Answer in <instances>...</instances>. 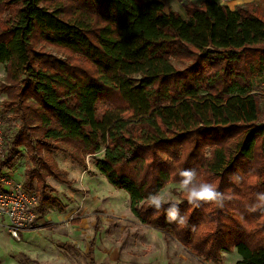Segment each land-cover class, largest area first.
I'll return each instance as SVG.
<instances>
[{"label": "trees", "instance_id": "trees-1", "mask_svg": "<svg viewBox=\"0 0 264 264\" xmlns=\"http://www.w3.org/2000/svg\"><path fill=\"white\" fill-rule=\"evenodd\" d=\"M6 5L18 7L0 26V171L16 148L29 151L25 189L53 176L36 148L73 143L69 156L81 167L83 154L102 153L96 170L126 192L142 225L204 264L234 251V264H264V211H248L264 193V107L254 90L264 77V0L234 10L187 2V20L155 0H0V14ZM182 169L226 197L223 207H193L180 192L185 226L146 203L179 185ZM37 199L42 221L47 200Z\"/></svg>", "mask_w": 264, "mask_h": 264}, {"label": "rangeland", "instance_id": "rangeland-1", "mask_svg": "<svg viewBox=\"0 0 264 264\" xmlns=\"http://www.w3.org/2000/svg\"><path fill=\"white\" fill-rule=\"evenodd\" d=\"M191 1L197 3L201 0ZM186 2L183 0L182 5ZM5 7L0 14L1 27L13 16L18 6ZM44 51L47 56L60 61H64L68 54L53 48ZM4 78V66L0 65V83ZM254 90L260 97V106L263 108L264 77L256 79ZM4 100L6 96L0 93V103ZM8 115L12 119L11 129L17 130L20 125L17 114L11 111ZM259 121H264L262 114ZM72 145L73 143L55 142L43 150L35 149L36 156L42 162L53 165V176L46 177L43 185L34 181L31 186L25 187L30 194L40 198L42 193L47 200L44 219L38 230L22 233L20 241L12 239L4 228H0V264H87L83 251L92 236V224L96 215L100 218V237L96 246L99 264H138L144 260L148 262L149 257L156 259L155 264H158V255L159 262H163L164 253L170 264H186L184 260L192 264L200 262L197 258L190 257L175 240H166V244L163 242L156 245V248L141 244L139 236L145 234L142 231L145 227L133 215L128 195L110 186L95 168V161L102 158V153L83 154L86 166L81 167L69 156V152L77 151ZM28 168H32L30 152L23 147L16 148L13 165L10 169L7 168L11 174L15 172L13 180L23 184L25 178L20 175H24ZM39 186L42 190L36 192ZM161 192L169 193L172 199H181L179 185L168 184ZM72 221H78L79 224ZM238 259L239 255L235 251L225 253L220 264H234Z\"/></svg>", "mask_w": 264, "mask_h": 264}, {"label": "built area", "instance_id": "built-area-1", "mask_svg": "<svg viewBox=\"0 0 264 264\" xmlns=\"http://www.w3.org/2000/svg\"><path fill=\"white\" fill-rule=\"evenodd\" d=\"M3 146L0 108V158ZM37 207L36 196L27 192L22 183L15 182L8 169L0 171V227L4 228L12 239L20 241L22 233L38 230L41 220Z\"/></svg>", "mask_w": 264, "mask_h": 264}, {"label": "clouds", "instance_id": "clouds-1", "mask_svg": "<svg viewBox=\"0 0 264 264\" xmlns=\"http://www.w3.org/2000/svg\"><path fill=\"white\" fill-rule=\"evenodd\" d=\"M179 191L184 193L189 205L199 207L203 203H215L223 207L225 195L217 190L216 185L210 182L200 181L195 169H182L178 173ZM183 201L172 199L169 193L157 192L149 194L146 203L155 211H163L168 223H176L179 226L187 224V217L181 214L180 204ZM167 205V207H165ZM249 212L264 211V193L256 195V203L248 208Z\"/></svg>", "mask_w": 264, "mask_h": 264}, {"label": "crops", "instance_id": "crops-1", "mask_svg": "<svg viewBox=\"0 0 264 264\" xmlns=\"http://www.w3.org/2000/svg\"><path fill=\"white\" fill-rule=\"evenodd\" d=\"M146 1H153V0H146ZM155 1L161 2L164 5L166 11L172 10L175 13H177L182 19H184V20L189 19L188 15L186 13V10L184 8V4L182 5L183 0H155ZM186 1L192 2L191 0H186ZM203 1H205V0H201L197 3L196 2H192V3L199 4ZM213 1L222 3V4L226 5L227 7H229L231 10H234L235 7L238 5L249 3V2H252L255 0H249V1H247V0H213ZM14 174H15V172H12V175H14ZM24 174H25V172H24ZM20 176H21V178L24 177V175L22 173ZM99 219H100L99 216L96 215L94 222L92 224V236L87 241L86 246H85L84 251H83V256L86 259L87 264H90V262H93L94 264H99V262H97V258H96V246H97V241L100 237V233H99V229H98ZM72 223L79 224L78 221L72 222ZM142 226L145 227L142 229V231L145 234L139 236V242L141 244L146 245V247L152 246L155 248H156V245H161L163 242L166 244V239L163 237V235L160 232H158L154 229H151L147 226H144V225H142ZM127 251H129V250L127 249ZM164 252H165V250H164ZM163 256H164L163 262H165L164 264H170V262L167 261L168 259H166L165 253L163 254ZM144 257H147V256L145 255ZM158 257H159V261H160V256L158 255ZM155 261H156V259L149 257V260H148L149 263L144 260L138 264H151V263L155 264ZM159 261H158V264L159 263L163 264V262H159ZM184 262L186 264H192L191 262H189V261L187 262L186 260H184ZM194 264H204V263L199 262V263H194Z\"/></svg>", "mask_w": 264, "mask_h": 264}]
</instances>
